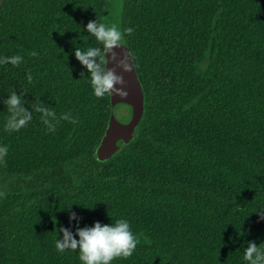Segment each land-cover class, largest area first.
Instances as JSON below:
<instances>
[{
  "label": "trees",
  "instance_id": "16d2710c",
  "mask_svg": "<svg viewBox=\"0 0 264 264\" xmlns=\"http://www.w3.org/2000/svg\"><path fill=\"white\" fill-rule=\"evenodd\" d=\"M106 7L0 0V178L14 180L0 189V264H80L55 249L70 211L81 228L129 221L136 248L112 264H216L198 246L211 230L252 231L264 252V0H125L122 43L146 112L136 139L101 163L110 95L93 96L74 52L96 46L84 28ZM188 116L262 157L215 153L176 127Z\"/></svg>",
  "mask_w": 264,
  "mask_h": 264
},
{
  "label": "clouds",
  "instance_id": "9594fccd",
  "mask_svg": "<svg viewBox=\"0 0 264 264\" xmlns=\"http://www.w3.org/2000/svg\"><path fill=\"white\" fill-rule=\"evenodd\" d=\"M84 31L88 33V37L95 41L96 46L89 47L86 51L77 47L74 55L88 72L93 96L96 98H103L106 94L126 96L127 91L123 87V77L117 75L114 69L103 64L104 56L109 57L111 54V58L118 68L123 72L131 71L129 56L125 53L118 56L113 51L122 46V32L115 26H106L98 19L89 21ZM131 31V29L125 30L128 34ZM20 60L21 57L16 56L12 58L11 62L18 64ZM12 102L15 103V101ZM80 219L75 212L70 211V227H61L59 232L62 235L55 241L57 252L76 251L80 264H112L117 258L129 257L136 248V239L128 220L115 219L113 222L112 218V222L109 224L97 221L92 226L81 228L79 227ZM261 219H264V216ZM73 221H75V232L71 227ZM245 260L249 261V264H260L261 261H264V252L259 251L255 244L249 243L245 250Z\"/></svg>",
  "mask_w": 264,
  "mask_h": 264
},
{
  "label": "rangeland",
  "instance_id": "374dc122",
  "mask_svg": "<svg viewBox=\"0 0 264 264\" xmlns=\"http://www.w3.org/2000/svg\"><path fill=\"white\" fill-rule=\"evenodd\" d=\"M124 1L125 0H106L107 7L104 10L102 18V23L106 26H115L121 32ZM115 113L123 121H128L130 119V111L126 107L121 109L117 108ZM176 127L195 141L205 145L221 156H226V158L229 155L225 149L231 147H235L242 151H248L253 155H257L256 157H262L260 149L254 146L256 144L252 143L250 140L240 139L237 140V142H232L216 137L212 129H210V126L204 122H200L196 117L188 116L178 122ZM262 180L263 183H261V185L264 187V177ZM12 182H14L13 179L0 178V189L10 187ZM156 222H158V220H156ZM172 230H180L181 232L182 228L176 222ZM182 233L184 236L188 235L187 231H182ZM251 233L252 231H249L246 235H242L241 231L233 229L206 231L205 234H202V244L198 246L203 257L206 260L211 257L216 264H247V260H245V250L250 243Z\"/></svg>",
  "mask_w": 264,
  "mask_h": 264
},
{
  "label": "water",
  "instance_id": "95a60500",
  "mask_svg": "<svg viewBox=\"0 0 264 264\" xmlns=\"http://www.w3.org/2000/svg\"><path fill=\"white\" fill-rule=\"evenodd\" d=\"M118 56L125 53L129 56L131 71L123 72L118 68L111 58L105 55L106 63L110 69H114L115 73L123 77L124 90L127 95L124 97L115 94L110 95L111 117L105 134L96 149L95 157L98 162L106 163L112 160L117 153L129 146L137 137V132L144 119L146 112V95L143 84L137 73L134 58L130 48L122 43L113 50ZM120 87V85H117ZM126 107L130 111V119L128 121L121 120L115 113L116 109Z\"/></svg>",
  "mask_w": 264,
  "mask_h": 264
}]
</instances>
